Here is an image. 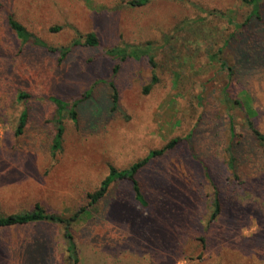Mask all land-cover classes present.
<instances>
[{
	"label": "rangeland",
	"instance_id": "374dc122",
	"mask_svg": "<svg viewBox=\"0 0 264 264\" xmlns=\"http://www.w3.org/2000/svg\"><path fill=\"white\" fill-rule=\"evenodd\" d=\"M128 1L0 0V216L36 203L65 216L88 208L71 227L79 264H264V152L243 109L247 102L264 134V55L232 78L227 70L237 66L232 47L242 45L250 8L239 0H151L139 8ZM8 13L67 55L59 61L21 47ZM88 33L98 47L71 46ZM124 45L145 47L155 67L144 56L107 55ZM20 92L28 98L19 102ZM84 94L77 123L64 116L53 154L50 99ZM172 139L180 142L139 174L146 209L125 180L88 207L86 194L110 166L126 169ZM215 192L222 210L210 222ZM67 256L56 225L0 228V264H66Z\"/></svg>",
	"mask_w": 264,
	"mask_h": 264
},
{
	"label": "trees",
	"instance_id": "16d2710c",
	"mask_svg": "<svg viewBox=\"0 0 264 264\" xmlns=\"http://www.w3.org/2000/svg\"><path fill=\"white\" fill-rule=\"evenodd\" d=\"M150 1L151 0H129L127 4L132 8H139L147 5ZM239 2L241 3V5H245L250 8V14L246 17V22L242 25L244 27V31L240 35V43L242 44L241 47L234 46L232 47L233 49L231 48L232 50H234L233 55H235L234 57L235 61L237 62V66L236 68L234 66L227 67L228 78L234 77L237 71H241L242 69L244 70L246 68H249V66L258 64L261 61V56L264 55V13L263 10H260L261 4L264 2V0H239ZM220 16L227 17L225 14H221ZM253 18H255L254 21H257L258 26L260 27L259 29H255V26L253 27L251 25ZM231 19L230 17H228V20H230L229 22L232 23L236 28H242V26L233 23ZM5 22L8 30L13 34L15 39L19 41L21 47L28 45L32 48L44 50L49 53H56L59 56V61H61L69 52L68 48L53 47L34 33L28 31L27 28L19 21H17L15 16L11 13L7 14ZM59 29L60 27H51L49 30L50 32H55ZM231 39H233L232 36L230 37V39H228L229 41H226V46L231 41ZM98 45L99 43L95 33H88L84 36H78V38L73 40V42L71 43V46H86L92 48L98 47ZM126 46L127 45L119 48H113L108 51L107 55H109L110 57H115L116 59H125L126 57L138 59L144 56L148 59L151 67H155L153 56L149 55V52L145 47L136 46L135 48H132L130 46L128 49ZM222 66L223 68L226 67V63L222 62ZM155 81L156 77H154L153 75L152 83H154ZM110 85L113 86L112 83H110ZM150 86L144 89L145 93L148 92ZM87 96V94H84L82 95V97H75V99H72L68 102L54 97L50 99V101L55 106L53 119L55 123V134L52 141L53 154L61 148L62 136L64 132L62 121L64 116L67 115V118L70 119L74 124H76L77 113L75 111V108L78 103L82 102V100L87 98ZM27 98L28 95L25 92H20L17 95V101L19 102ZM112 100L114 104L117 102L116 92H113ZM243 106L244 108H242L245 109L246 125L251 131L253 138L263 148L264 152V134L253 126L252 117L254 115V112L249 109V104L247 102L244 103ZM27 117L28 113L26 109H24L18 118L16 127L17 134H21L27 122ZM232 125L230 126V130L233 134ZM179 142V139H172L162 148L149 152L144 159L135 162L126 169L118 170L110 166L108 169V175L101 181L98 189L86 194L88 207H93L99 201L104 199L112 183L125 180L129 182L131 186L133 197L136 203L141 208L146 209L149 206V203L145 198L144 190L142 188L141 182L138 179L139 174L146 167V165L150 163V161L172 150ZM211 207L212 213L210 215V222L215 220L220 215L222 210L217 192L214 193V199L212 201ZM90 214L91 211L88 208L80 207L73 211L70 215L65 216L54 212H49L43 209L40 204L36 203L30 211L0 216V228L29 225L33 226L39 223L56 225L62 229V237L67 246L68 256L66 264H79V254L74 243V237L71 232V227L80 218H83V216H90Z\"/></svg>",
	"mask_w": 264,
	"mask_h": 264
}]
</instances>
